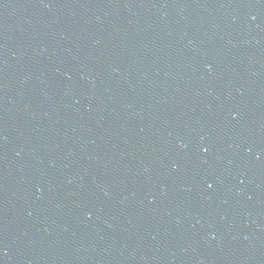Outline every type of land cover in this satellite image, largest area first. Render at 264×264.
Returning a JSON list of instances; mask_svg holds the SVG:
<instances>
[{
    "label": "water",
    "instance_id": "obj_1",
    "mask_svg": "<svg viewBox=\"0 0 264 264\" xmlns=\"http://www.w3.org/2000/svg\"><path fill=\"white\" fill-rule=\"evenodd\" d=\"M0 264H264V0H0Z\"/></svg>",
    "mask_w": 264,
    "mask_h": 264
}]
</instances>
